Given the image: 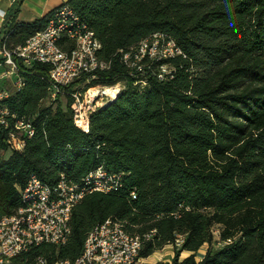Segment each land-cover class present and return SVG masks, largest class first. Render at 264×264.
Here are the masks:
<instances>
[{"label":"trees","instance_id":"1","mask_svg":"<svg viewBox=\"0 0 264 264\" xmlns=\"http://www.w3.org/2000/svg\"><path fill=\"white\" fill-rule=\"evenodd\" d=\"M23 1L7 14L0 44L7 38L8 47L24 45L46 26L47 17L17 21ZM65 4L94 33L98 56L110 67L86 85L82 78L64 88L54 101L49 67L22 70L24 87L7 105L35 134L23 152L1 159L7 143L0 132V220L20 207L31 174L54 187L62 174L80 183L102 166L121 174L122 185L84 196L72 209L66 244L32 246L11 264L74 261L88 233L107 219L152 234L140 253L145 259L176 247L182 236L172 262L155 264H264V0ZM155 35L180 53L145 58L142 72L130 70L123 53ZM162 66L170 74L160 79ZM117 83L124 84L119 97L92 112L87 131L78 128L70 93ZM182 252L189 255L180 259Z\"/></svg>","mask_w":264,"mask_h":264},{"label":"built area","instance_id":"2","mask_svg":"<svg viewBox=\"0 0 264 264\" xmlns=\"http://www.w3.org/2000/svg\"><path fill=\"white\" fill-rule=\"evenodd\" d=\"M12 1L14 3L16 0ZM160 37L155 35L152 41L143 40L137 50L123 53L122 59L127 67L142 72L139 64L143 59H166L180 53L172 41L162 43ZM64 39L71 41L73 47L66 48L67 41ZM6 40L0 44V132L6 136L7 143L3 155L23 152L26 141L35 134L32 123L12 112L7 105L12 95L24 87L23 69L36 64L49 67L48 80L53 86L49 100L54 101L64 88H69L82 78L85 81L80 86L86 85L96 79L99 72L110 67L109 62L98 56L101 44L94 33L65 3L48 14L46 26L24 45L8 47ZM165 74H170V70L162 66L159 78L163 79ZM121 85L124 84L93 86L82 94L75 91L70 93L75 125L87 131L92 112L114 101L124 88H119ZM142 85L145 86V83ZM99 97L108 99L99 106L93 102L94 98ZM121 180V174L110 173L102 166L92 170L80 183H73L62 174L54 187L36 174H31L20 190V207L14 214L0 220V264H11L15 257L28 252L35 245L66 244L70 236L72 209L88 193L119 190ZM151 236L131 233L122 221L107 219L88 233L77 259L58 260L54 264H144L147 258H142L140 253L144 241ZM182 238H177L176 246L181 245ZM31 264L49 262L41 257Z\"/></svg>","mask_w":264,"mask_h":264},{"label":"crops","instance_id":"3","mask_svg":"<svg viewBox=\"0 0 264 264\" xmlns=\"http://www.w3.org/2000/svg\"><path fill=\"white\" fill-rule=\"evenodd\" d=\"M67 1L68 0H24L17 15V21L19 23H33L44 19L52 10ZM12 6V0H0V39L2 38V26Z\"/></svg>","mask_w":264,"mask_h":264},{"label":"rangeland","instance_id":"4","mask_svg":"<svg viewBox=\"0 0 264 264\" xmlns=\"http://www.w3.org/2000/svg\"><path fill=\"white\" fill-rule=\"evenodd\" d=\"M5 38V35H3V39ZM124 85H121V87L119 88H123ZM119 96H116V98H118ZM115 98V99H116ZM86 99V97L84 98ZM108 98H105V97H99V98H94L93 102L94 103H98L97 105L101 106V103H105L107 101ZM61 100V103L63 104V106L65 107V104H66V98L64 96H61L60 98ZM91 100V99H90ZM92 102V100H91ZM98 109V108H97ZM91 116V115H90ZM10 155V152L7 153V156L6 155H2L1 159H6L8 158V156ZM218 228L215 229V232L218 233ZM179 237V236H178ZM183 239V238H182ZM182 244V242H181ZM181 246V245H180ZM179 246V247H180ZM175 246H167L163 249H160L158 251H156L152 256H150L149 258H147L145 261H144V264H155V263H158V262H172L173 258H174V249ZM178 245L175 247V248H179ZM207 250V245H204L203 248L200 250L199 254H204ZM189 255V253L187 252H182L181 255H180V259H183L185 257H187ZM201 258V257H200Z\"/></svg>","mask_w":264,"mask_h":264},{"label":"water","instance_id":"5","mask_svg":"<svg viewBox=\"0 0 264 264\" xmlns=\"http://www.w3.org/2000/svg\"><path fill=\"white\" fill-rule=\"evenodd\" d=\"M116 99H117V98H116ZM116 99H115V100H116ZM115 100H114V101H115ZM114 101L109 102L106 106H108L110 103H112V102H114Z\"/></svg>","mask_w":264,"mask_h":264},{"label":"bare ground","instance_id":"6","mask_svg":"<svg viewBox=\"0 0 264 264\" xmlns=\"http://www.w3.org/2000/svg\"><path fill=\"white\" fill-rule=\"evenodd\" d=\"M112 92V91H109V93Z\"/></svg>","mask_w":264,"mask_h":264}]
</instances>
